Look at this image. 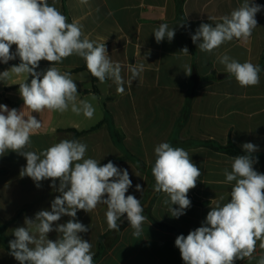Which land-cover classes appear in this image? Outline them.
<instances>
[{"label": "crops", "instance_id": "obj_1", "mask_svg": "<svg viewBox=\"0 0 264 264\" xmlns=\"http://www.w3.org/2000/svg\"><path fill=\"white\" fill-rule=\"evenodd\" d=\"M251 2L262 7L255 16L257 27L250 39H233L208 53L201 52L191 36L202 23L215 26L222 22L221 18L230 15L244 0H56L55 7L67 22L81 26L82 38L105 43L110 60L121 65L125 81L122 94L111 79L104 83L97 79L94 83L91 73L82 69L84 59L77 55L55 65L71 73L77 84V104L89 101L95 109L92 118L77 115L71 108L64 113H31L24 107L19 84L33 77L11 71L19 57L0 62V73L9 71V77L0 81V104L22 111L25 117L32 114L42 125L31 134V146L25 151L39 154L61 140L75 139L87 145L85 158L96 159L101 165L122 159L113 163L129 172L132 187L126 196L140 200L147 217L140 237L133 236L126 214L118 221L120 231L109 230L104 204L89 213L77 211L75 219L88 227L79 235L91 243L94 264H184L175 246L177 236L186 237L203 226L216 201L223 205L231 199L232 184L222 181L224 170L231 171L234 156L221 147L233 145L243 150L244 143H253L258 148L252 153L257 161L253 168L264 174L262 163L255 157L264 154V70L259 73L258 85L241 87L217 59L227 54L240 63L260 66L264 57V0ZM48 3L53 4V0ZM161 23L174 28L171 42L166 38L156 42L154 29ZM184 47L189 54L180 52ZM15 51L16 45H12L10 52ZM138 64H143L144 69L129 82L128 69ZM185 64L192 67L191 75L184 73ZM51 66L41 60L36 71L43 73ZM106 117L109 120L103 122ZM113 131L120 135V143ZM162 142L185 149L201 171L196 186L187 193L191 206L179 218L172 217L169 205L164 204L165 193L150 191L155 184L151 172L154 149ZM26 164V158L15 151L0 156V264H19L9 254L14 230L26 226L25 218L34 220L39 211H50L52 201L60 195L51 186V179L41 181L37 187L30 177H21ZM137 184L143 192L136 191ZM221 196L224 200H219ZM70 219L62 216L53 227ZM58 235L52 231L48 239L55 241ZM261 255L264 250L257 242L251 261L238 259L234 264H258Z\"/></svg>", "mask_w": 264, "mask_h": 264}, {"label": "clouds", "instance_id": "obj_2", "mask_svg": "<svg viewBox=\"0 0 264 264\" xmlns=\"http://www.w3.org/2000/svg\"><path fill=\"white\" fill-rule=\"evenodd\" d=\"M81 2L87 3V0ZM55 3L56 0L51 5L48 0H0V62L7 63L19 57L20 63L11 71L33 77L30 83L19 84L24 107L31 113L44 110L64 113L71 108L77 115L83 113L92 118L95 109L89 101L80 100L77 104V84L71 73L62 72L55 65L77 55L84 59L93 77L100 83L111 79L117 92L122 94L125 81L121 65L110 60L105 43H96L86 37L82 39L81 26L68 23ZM261 7L251 0H244L215 26L202 23L191 40L201 52L208 53L233 39L247 42L257 27L255 16ZM174 36V28H169L167 23L154 29L158 44L165 38L171 42ZM12 45H16L15 53L10 52ZM180 52L189 54L187 47ZM217 59L241 87L259 84V65L240 63L227 54ZM41 60L52 65L43 73L36 71ZM143 69V64L130 66L129 82ZM191 72L192 67L185 64L184 73L191 75ZM8 77L9 71L0 73V81ZM41 126L40 120L32 114L25 117L22 111L9 110L0 104V156L8 151L24 156L27 164L21 169L20 176L30 177L37 187L41 181L51 179V186L60 193L52 201L50 211H39L34 220L25 218L26 226L14 230L15 239L9 241V254L19 264H94L91 243L79 235L87 232L88 227L75 218L78 210L89 213L99 204L107 206L105 216L109 230L120 231L118 221L126 214L134 229L133 236L140 237L147 217L143 215L140 200L133 195L126 196L132 187L128 170L118 168L112 161L101 165L96 159L85 158L87 145L75 139L61 140L39 154L25 151L31 146V134ZM242 148L245 154L233 158L231 171L224 170L222 183L232 184L230 201L223 205L216 201L203 226L190 231L186 237L179 235L175 239L184 264H234L245 258L251 261L257 242L264 250V174L253 168L257 161L252 153L258 150L257 146L248 142ZM154 152L153 190L166 194L164 204L169 205L172 217L179 218L191 206L187 193L196 186L201 171L181 147L162 142ZM135 187L136 191L144 190L140 184ZM173 205L178 207L173 208ZM65 215L72 219L53 227ZM52 231L59 234L55 241L48 239V233ZM258 264H264V255L260 256Z\"/></svg>", "mask_w": 264, "mask_h": 264}, {"label": "trees", "instance_id": "obj_3", "mask_svg": "<svg viewBox=\"0 0 264 264\" xmlns=\"http://www.w3.org/2000/svg\"><path fill=\"white\" fill-rule=\"evenodd\" d=\"M19 63H20V60L19 61H15L12 64L13 65H18ZM259 67L261 69V71H260V73H261L264 70V57H263L262 62H261ZM82 69L88 70L87 67H86V63H85V65H84V67ZM92 78H93L94 83H96L97 78H95L93 76H92ZM30 81H28V82L30 83ZM94 90L97 92L96 86H95ZM108 120L109 119L106 117L103 122L108 121ZM103 122L100 123L97 127L101 126L103 124ZM113 136L116 138L117 142L120 143V141H121L120 135L117 132L113 131ZM220 149H223L226 153H228L229 155L234 156V157L237 156V155H244L245 154V152L243 150H241V149H239V148H237L236 146H233V145H229L227 147H221ZM255 157L260 160V162L262 163V166L264 168V154H255ZM109 161H111V160H109ZM109 161H106L103 164H106ZM115 161H117V162L118 161H122V159L112 160V162H115ZM150 191H153V188ZM100 245H101V241H100Z\"/></svg>", "mask_w": 264, "mask_h": 264}, {"label": "water", "instance_id": "obj_4", "mask_svg": "<svg viewBox=\"0 0 264 264\" xmlns=\"http://www.w3.org/2000/svg\"><path fill=\"white\" fill-rule=\"evenodd\" d=\"M153 196H154V195H152V198H153ZM152 198H150V199L148 200V202H147L146 205H149V203H150V201H151ZM126 219H127V216H125V220H126Z\"/></svg>", "mask_w": 264, "mask_h": 264}]
</instances>
